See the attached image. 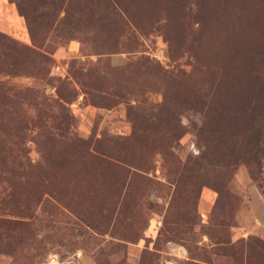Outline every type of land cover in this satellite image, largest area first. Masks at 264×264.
Instances as JSON below:
<instances>
[{"label":"rangeland","instance_id":"374dc122","mask_svg":"<svg viewBox=\"0 0 264 264\" xmlns=\"http://www.w3.org/2000/svg\"><path fill=\"white\" fill-rule=\"evenodd\" d=\"M0 35V264H264V0H0Z\"/></svg>","mask_w":264,"mask_h":264},{"label":"trees","instance_id":"16d2710c","mask_svg":"<svg viewBox=\"0 0 264 264\" xmlns=\"http://www.w3.org/2000/svg\"><path fill=\"white\" fill-rule=\"evenodd\" d=\"M16 7H17V10H18L19 15L24 18L26 28H27L28 32L30 33L31 32V25L33 26V24H34V22L36 20H40V18L42 17V15H36V14L32 15L31 13H27L26 11L21 10V8H20V6L18 4L16 5ZM3 38H4V36L3 35H0V39H3ZM3 40L5 41V39H3ZM205 112H206V110H205ZM259 135L260 134H259V131H258L257 134H256V140L257 141H258ZM232 136H233V134H232ZM95 152H96L97 155H99V152H97V151H95ZM259 152H262V147H261V149H259Z\"/></svg>","mask_w":264,"mask_h":264}]
</instances>
